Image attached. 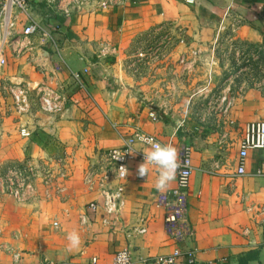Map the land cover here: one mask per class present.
<instances>
[{
    "label": "crops",
    "instance_id": "1",
    "mask_svg": "<svg viewBox=\"0 0 264 264\" xmlns=\"http://www.w3.org/2000/svg\"><path fill=\"white\" fill-rule=\"evenodd\" d=\"M26 1L27 17L40 24L48 38L37 32L28 35L32 39L25 49L14 41L12 48L18 54L13 65L8 70L0 67V177L9 165L30 161L50 164L52 182L45 187L36 181V197L24 202L0 190V264H92L93 257L97 264H112L115 253L124 248L133 264H157L154 257L171 255L177 248L181 255L174 264H264L260 210L264 190L256 174L258 169L264 171V149L250 152L246 173L240 177L233 176L234 164L231 173H221L224 165L219 157L229 148L236 151L245 123L264 120V98L256 89L238 96L228 93L231 81L221 79L228 70L218 63L211 46L230 28V40L253 46L263 43L258 27L264 30V0H194L192 4L128 0L106 9L79 0ZM18 16L9 15L13 39L18 36L17 18L27 20ZM164 25L181 30L188 47L165 50L157 65L127 68L133 41ZM41 48L50 52L53 71L41 65L29 68ZM5 55L10 57V52ZM73 73L80 75L81 86L72 79ZM8 74H17L13 79L23 82L31 96L34 93L36 103L30 111L16 112L6 88ZM172 74H183L174 80L184 91L171 109L159 107L165 98L164 82ZM55 84L71 96L57 115L42 112L37 102L43 86ZM197 87L213 90L210 101L222 103L205 120L196 116L193 105L189 111L184 108L187 91ZM22 127L29 137L20 136ZM134 131L178 150L192 147L194 171L187 189L192 235L182 243L166 235L160 205L163 194L175 186L176 176L158 190L155 167L149 165L148 176L140 177L137 169L144 161H132L121 204L111 214L104 207L103 188L97 182L91 188L86 183L90 171H98L100 177L110 173L103 152L122 145ZM194 141L199 142L197 147ZM114 186L111 178L103 185L111 190ZM91 201L95 210L89 207ZM142 227L145 233L138 232ZM72 231L80 234L81 245L69 251L66 235ZM188 251L193 252L192 263Z\"/></svg>",
    "mask_w": 264,
    "mask_h": 264
},
{
    "label": "built area",
    "instance_id": "2",
    "mask_svg": "<svg viewBox=\"0 0 264 264\" xmlns=\"http://www.w3.org/2000/svg\"><path fill=\"white\" fill-rule=\"evenodd\" d=\"M128 0H79L80 3H95L100 9H106L109 7L124 5ZM187 4L194 3V0H177ZM4 8H14L24 15L26 24L23 29V35L28 36L33 33H40L44 37L48 38L43 27L33 22L27 17L28 5L26 0H4ZM65 16H69V10H64ZM2 27H0V67L6 63L5 51L10 36V28L12 26L9 18L2 20ZM53 42V41H52ZM54 50L58 52V46L54 43ZM72 77L80 84V75L73 73ZM14 108L18 113H25L29 110V98L25 89L17 87L13 93ZM65 106V98L60 94L54 92L52 89H47L42 93L39 99L40 110L47 114H59L63 111ZM153 119H155L152 116ZM19 134L22 137H28L30 132L22 127L19 130ZM140 135L153 138L156 142H159L153 135L143 133L141 131H134L123 139L122 145L114 148H110L103 152L108 166L110 167V173L103 174V177L99 176L98 171H90L86 180L89 188L93 186L95 182L103 188L102 193L104 196V207L107 213L111 214L118 209V205L121 204V198L124 191V182L127 176L122 178L119 173V168L124 166L128 170V165L132 161H144V154L150 146L142 144L137 139ZM160 143V142H159ZM264 149V120L257 119L245 123L242 127L240 137L236 143L234 170L233 176L240 177L246 173V163L249 159V154L252 151H260ZM134 150V151H132ZM132 151V152H130ZM179 159L181 166L176 172L175 186L167 190L161 200L160 205L163 209V222L166 235L172 239L175 243H182L187 238L191 237L192 229L187 220V189L190 183L191 175L194 171L192 165L191 152L192 147L181 146L179 148ZM114 153L123 154L121 159H113ZM218 168L217 164L215 165ZM41 168V167H40ZM41 170V169H40ZM42 171V170H41ZM40 173L34 165L28 163L23 166L10 167L5 174L0 177V190L1 193H6L17 199L18 201H24L30 196H33L34 189L31 185L32 177L37 176ZM47 174V173H45ZM256 174L263 180L264 190V171L259 170ZM115 181L114 189L103 185L108 183L109 179ZM51 177H44L43 182L49 186L51 184ZM91 210L97 208L96 203L93 201L89 203ZM262 213H264V204L260 207ZM139 233H145L146 228L142 227L138 231ZM261 243L264 245V234L261 239ZM250 244H252L250 242ZM121 253L124 255L121 256ZM180 249H176L171 255H158L154 257L153 262L157 264H174L176 257L180 256ZM190 262H193V252L187 253ZM92 264H97V259L93 257L91 259ZM131 253L127 248H124L113 257L112 264H133ZM51 264V263H45Z\"/></svg>",
    "mask_w": 264,
    "mask_h": 264
},
{
    "label": "rangeland",
    "instance_id": "3",
    "mask_svg": "<svg viewBox=\"0 0 264 264\" xmlns=\"http://www.w3.org/2000/svg\"><path fill=\"white\" fill-rule=\"evenodd\" d=\"M11 13L13 16H16V17L18 15H19L18 17L22 16V13L15 10L14 8L5 9L4 2L0 3V27H2V22H3L2 20L4 19L7 20L9 18V15H11ZM12 21L13 22L15 21L14 17L12 18ZM25 24L26 23L24 22L23 19L19 20V18H17V24H15L16 26L13 25L16 27L18 31V34H16L18 36L15 39H13L12 37L13 35L9 36L8 43L6 45L7 51H5V53L9 51L10 57H7L5 55L6 63L4 66H1V69L4 68L8 70L7 66L10 63L12 65L14 63L12 59L16 56V54H18V51L14 52L12 48V46L14 45V41H17V42L19 41L20 45L23 44L24 49H25V44L27 45L31 43L32 38L26 37L23 35V29H24ZM8 29L11 32H13L12 26L10 28L8 27ZM174 32H176L178 35L175 36ZM230 33L232 34L231 28L230 30L226 29L222 31V34L217 35L215 38V42L211 45L212 47L216 49V54H217L216 58H217L218 63L222 66L226 65V68L228 70L225 72V74L221 76V79H224V80L226 79V80L231 81L229 83L230 87L228 89V93H230L232 96H238V95H244L247 90L256 89V90H260L264 98V42L261 44H258L257 46H253L252 44H249L248 42H242L239 40H235V41L230 40V38H228V35H230ZM33 36H36V35H33ZM131 45H132V49L134 53L133 55H130L129 57L126 58L127 66L126 65L125 66L127 68L131 67L130 69L136 68V70H142V68L149 67L151 64L157 65L158 58L162 59L165 57L166 55L165 50L169 51L177 47H179L180 49L185 48V46L188 47L187 40L183 37L181 30L174 29L171 26H165V25L159 28H156V29H151L147 31L146 33H143L138 39L134 40L133 44ZM24 49H22V52ZM8 58H9V63H8ZM179 58L180 57H178V59ZM178 59H177V63L185 66V62H182L181 60H178ZM22 64L24 67V64L26 63L23 62ZM22 64L17 66V70H16L17 74H19L20 66H22ZM35 65L38 66L39 64H37L36 62L34 63L31 62V64H29V68ZM26 73H27L26 70H24L23 74H26ZM134 73H138V72H134ZM17 74L7 75L8 78L6 79V83H7L6 88L12 100H13V93L16 91L17 87H21L22 89H25L27 92V96L29 98V104H30L28 111H30L32 106H35L36 97L34 96V93L31 96L30 89L27 88L25 84H23V82H19V80L13 79L14 76ZM171 76L172 77L170 80L166 79V82H164L163 93L165 94V98L162 100V103L159 105V107H162V108L166 107V108L171 109V107L173 106L172 103L173 102L176 103L179 100L178 99L179 93L184 91L178 85H176L177 84L175 82L176 80H174L175 77L176 78L179 77L178 80H180V78L183 77V74L179 76H175L174 74H172ZM71 77H72V74H71ZM72 79L74 80L73 77ZM167 81L172 86L168 87V85L166 84ZM74 82L77 83L75 80ZM55 85L43 86V88L40 91V94L37 97L38 98L37 102L40 99L44 90L46 91L48 88L52 89L54 92L60 93L65 98V106H64L63 111L61 112L63 113L64 110L66 109V105H69V102H71V99H70L71 96L69 95L67 96L66 93L62 92L63 89L59 88L60 84H55ZM187 92H189L188 100L184 102V108L186 109V111H189V108L193 105V109L195 108L194 113L199 119L204 117V120H205L207 115L211 114V109L222 107V103L210 101L209 98H210V95L213 94V90H209V88L207 87H197L194 91L188 90ZM214 95L216 97L219 94L215 92ZM223 99L224 101L226 100L224 96L222 100ZM13 106H14V102H13ZM200 121L201 123H204L202 120ZM234 150L235 149L232 150V148H229L228 150H224L219 154L220 155L219 157L222 158V163L224 165V167H221V173H224V174L231 173L232 166L234 164V159H235V157H233L235 155ZM55 157L60 158L58 154L55 155ZM28 163H30V161H28ZM28 163H25L24 165ZM12 166L18 167V165H15V164L9 165L3 174H5L7 170ZM34 167L37 170H39L40 173L37 176L32 177L31 180L33 181H31V185L35 187L34 194L32 198H28L26 200H31L36 197L37 182L39 180L41 182L40 184L46 187L47 185L43 182L44 177L49 178L52 176V170L50 168V164L41 163V165L37 164V165H34ZM217 170L219 171V168H217ZM50 180L52 181V179ZM45 197H46V194H45ZM15 200L18 201L17 199ZM18 202H24V201H18Z\"/></svg>",
    "mask_w": 264,
    "mask_h": 264
},
{
    "label": "clouds",
    "instance_id": "4",
    "mask_svg": "<svg viewBox=\"0 0 264 264\" xmlns=\"http://www.w3.org/2000/svg\"><path fill=\"white\" fill-rule=\"evenodd\" d=\"M137 139L142 144L150 146L143 152L144 162L138 165L137 174L140 177H147L149 174V165L154 166L155 170L158 172L155 186L158 190H163L174 181L176 172L181 166L178 149L172 144H161L156 142L153 138L144 135H140ZM122 156L123 154L114 153L113 159H121ZM118 171L122 178L129 174L127 168L124 166H121ZM66 240L68 242L67 248L69 251L81 245V237L77 231L67 233ZM123 255L124 254L121 253V256Z\"/></svg>",
    "mask_w": 264,
    "mask_h": 264
},
{
    "label": "water",
    "instance_id": "5",
    "mask_svg": "<svg viewBox=\"0 0 264 264\" xmlns=\"http://www.w3.org/2000/svg\"><path fill=\"white\" fill-rule=\"evenodd\" d=\"M35 62L39 65L44 66L46 68V70L53 71V66H52V62L50 59V52L48 50L41 48L38 51L37 58H36ZM198 144H199V142L196 143L194 141V145L196 147L198 146Z\"/></svg>",
    "mask_w": 264,
    "mask_h": 264
},
{
    "label": "trees",
    "instance_id": "6",
    "mask_svg": "<svg viewBox=\"0 0 264 264\" xmlns=\"http://www.w3.org/2000/svg\"><path fill=\"white\" fill-rule=\"evenodd\" d=\"M258 30L260 31V33L262 34V36L264 37V30L263 29H261V28H259L258 27Z\"/></svg>",
    "mask_w": 264,
    "mask_h": 264
}]
</instances>
